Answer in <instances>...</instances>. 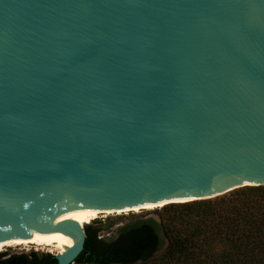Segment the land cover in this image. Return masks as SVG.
<instances>
[{"label": "water", "instance_id": "obj_1", "mask_svg": "<svg viewBox=\"0 0 264 264\" xmlns=\"http://www.w3.org/2000/svg\"><path fill=\"white\" fill-rule=\"evenodd\" d=\"M259 184L264 0H0V243Z\"/></svg>", "mask_w": 264, "mask_h": 264}, {"label": "trees", "instance_id": "obj_2", "mask_svg": "<svg viewBox=\"0 0 264 264\" xmlns=\"http://www.w3.org/2000/svg\"><path fill=\"white\" fill-rule=\"evenodd\" d=\"M161 209L160 220L122 224L111 238L100 236L101 227L88 223L74 263L264 264V184ZM0 264H57V259L43 251H0Z\"/></svg>", "mask_w": 264, "mask_h": 264}, {"label": "bare ground", "instance_id": "obj_3", "mask_svg": "<svg viewBox=\"0 0 264 264\" xmlns=\"http://www.w3.org/2000/svg\"><path fill=\"white\" fill-rule=\"evenodd\" d=\"M208 196V195H206ZM177 202L185 201V199H177L173 200ZM169 201H162L152 205L146 206H139V207H132V208H124V209H114V210H94L89 212H83L79 218L76 220L77 224L83 228L85 224L90 223L92 220L96 219L100 214H121V213H128V212H139L140 210H151L155 208H160L165 204H168ZM79 239V234L71 229V231L65 230H56L50 232L49 234L41 237L29 238L24 240L0 243V251L7 249L8 247H29V246H36V247H51V250H56L60 254L66 251L68 248L72 247Z\"/></svg>", "mask_w": 264, "mask_h": 264}, {"label": "rangeland", "instance_id": "obj_4", "mask_svg": "<svg viewBox=\"0 0 264 264\" xmlns=\"http://www.w3.org/2000/svg\"><path fill=\"white\" fill-rule=\"evenodd\" d=\"M228 192V191H227ZM214 198V197H210ZM163 214V211L160 208H155L151 210H140L139 212H128V213H121V214H100L94 221L92 220L89 224L94 223V225H98L101 227V230L99 232L100 236L111 238L116 234V228L122 224L133 222L137 219H145L148 217H152L156 220H160V216ZM88 224H85L83 226V229ZM168 245V240L164 239V247ZM43 251V252H50L52 254L58 253L56 250H51V247H36V246H29V247H22V246H16V247H8L7 249L3 250L7 253H13V252H28V251ZM76 264V263H72ZM139 264V263H137Z\"/></svg>", "mask_w": 264, "mask_h": 264}]
</instances>
